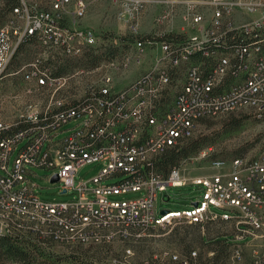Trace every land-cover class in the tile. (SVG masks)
Instances as JSON below:
<instances>
[{"label":"built area","instance_id":"1","mask_svg":"<svg viewBox=\"0 0 264 264\" xmlns=\"http://www.w3.org/2000/svg\"><path fill=\"white\" fill-rule=\"evenodd\" d=\"M20 1L0 28V83L12 80L0 101V236L106 246L136 244L175 225L204 229L220 222L230 245L225 264L240 262L243 242L264 230V154L213 162L221 173L190 180L179 168L161 174L155 164L195 136L205 118L238 111L264 116V0L207 2L208 19L188 6L184 20L195 36L162 31L144 38L135 24L127 50L67 75H56L53 65L85 50L121 46L76 24L103 0H51L45 8ZM140 5L130 20L136 21ZM30 37L37 54L14 68L19 46ZM134 67L143 69L140 77L116 90L114 77ZM4 108L13 112L8 119ZM88 166L100 168L77 186ZM35 169L51 171L47 178L58 177L52 184L60 185L59 194L77 198L42 200ZM185 186L198 187L201 198L183 210H159V194ZM169 201L164 195L162 202ZM152 264L221 263L192 251L165 253ZM257 264H264V252Z\"/></svg>","mask_w":264,"mask_h":264},{"label":"rangeland","instance_id":"2","mask_svg":"<svg viewBox=\"0 0 264 264\" xmlns=\"http://www.w3.org/2000/svg\"><path fill=\"white\" fill-rule=\"evenodd\" d=\"M50 1L27 0V3L34 7H38L40 4L49 7ZM212 1L214 0H103L90 6L86 14L79 18L76 24L83 28H91L97 35H108L110 43L121 45L113 52L116 56L127 50L128 45L133 42L134 36L131 29L135 24L138 26V32L145 37L148 35L158 37L157 35H160L162 31L186 33L189 36L197 35L193 26L184 20L186 9L188 6H196L198 12L201 10L205 12L208 19L210 18L208 12L210 6L207 2ZM139 4H141V11L134 22L130 20V17L136 12ZM237 19L239 20L240 17L237 16ZM111 48H113V44H111ZM94 53L96 52L85 50L80 58L76 59L83 58V62L90 61L92 56H95ZM102 63L103 61L100 64ZM142 72L143 69L134 67L114 77L112 83L116 90H119L131 81L138 79ZM11 82L12 80H5L0 83V101L8 98L7 90L11 88ZM5 105L10 107L8 102ZM1 113L5 119L10 118L13 114L5 108ZM237 123H239L238 126ZM201 130L202 134L200 135L208 137V146L182 159L178 167L182 176L188 180L221 173L222 170L215 168L210 162L211 160L250 159L264 154V116L258 118L250 111H238L230 115L205 120L203 124H200L198 132ZM203 153L206 155L204 156ZM99 168L98 166L82 168L76 177V185L87 183L98 173ZM34 171L37 174L34 181L39 186L37 193L42 200L68 202L77 198L76 194H59L61 192L60 185H53L47 178L51 175V171L43 169ZM164 195L170 197L169 203L162 202ZM132 196L136 195L128 197ZM200 198L201 191L196 186L169 188L167 193L159 194L158 207L159 210H183L189 207L191 200ZM223 226L225 224L220 222L207 224L204 229L194 225H175L165 230L155 231L153 236L143 239L144 241L141 240L142 243L140 245L136 243L134 247L121 243L106 246H85L48 242L42 245L32 237L27 240L28 243L24 242L20 245L32 255L35 264H152L165 253L183 255L189 250L197 251L206 261H214L213 259L216 258L223 264L231 262L225 253L229 247L226 248L222 242L227 233ZM152 239L155 240L150 241ZM241 248L244 256L237 264L260 263L264 252V230L257 237L243 242ZM127 249L131 250L132 255L126 253ZM0 264L21 263L5 258L1 259Z\"/></svg>","mask_w":264,"mask_h":264},{"label":"trees","instance_id":"3","mask_svg":"<svg viewBox=\"0 0 264 264\" xmlns=\"http://www.w3.org/2000/svg\"><path fill=\"white\" fill-rule=\"evenodd\" d=\"M20 4H21L20 0H0V28L4 26L12 18L13 9L15 7L20 6ZM38 7L45 8V6H43L42 4H40ZM144 38H151V37L148 35ZM34 40L35 39L33 37H30L19 46V49L17 50L16 57L14 60V66H13L14 68H16L18 65L24 62L30 61L31 59L35 57V55L37 54V48L34 43ZM115 50H116L115 48H109L104 53H99V54L94 53L95 56H92L90 61L87 60L85 62H83V58L81 59L65 58L61 62H58L55 65H53V67H55V74L56 75H67L75 71H78L79 69L95 68L102 61H104L105 58L114 56L113 52H115ZM172 100H173L172 95H169L165 98L166 104H170ZM207 119H210V118H205L201 120L199 122V125L203 124L204 121ZM236 125L238 126L239 123H237ZM200 134H202V130L198 132L192 138L180 141L177 145L170 147L165 153H163L156 160L155 165H156L157 171L161 174L168 175V173H170L172 169L179 167L182 159L186 158L191 153L198 152L201 149L206 148L208 146V143H207L208 137L200 135ZM184 142H187V143L184 144ZM236 159H242V158H236ZM236 159L229 160V161H234ZM217 161H220V160H213V161L211 160L210 162L213 163ZM222 162H227V161H222ZM29 239H31V237L27 235H17L16 234V235L0 236V262H1V259L8 258V259H13L21 264H35L32 259V255L27 251L26 248L20 245V243H24V242L28 243L27 240ZM153 240L155 239H152L150 241H153ZM203 241H204V237H203ZM222 242L224 243V245H226V248L227 246L229 247L227 248L228 250L225 252L226 256L229 258L230 245L227 243V239H223ZM141 243L142 242H139L137 243V245L138 244L140 245ZM125 245L129 247L130 246L134 247L136 244L125 243ZM190 252L191 251L189 250L185 252V254L187 255ZM213 260L215 261V263H221V261H219L216 258H214Z\"/></svg>","mask_w":264,"mask_h":264},{"label":"water","instance_id":"4","mask_svg":"<svg viewBox=\"0 0 264 264\" xmlns=\"http://www.w3.org/2000/svg\"><path fill=\"white\" fill-rule=\"evenodd\" d=\"M55 182H58V177L57 176H55L53 178V180H52V183H55ZM65 193H66V191L64 190L61 194H65Z\"/></svg>","mask_w":264,"mask_h":264}]
</instances>
